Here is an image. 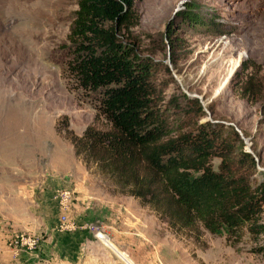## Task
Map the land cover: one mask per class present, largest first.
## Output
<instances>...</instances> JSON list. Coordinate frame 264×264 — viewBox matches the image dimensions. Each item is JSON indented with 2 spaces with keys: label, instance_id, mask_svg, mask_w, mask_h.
Here are the masks:
<instances>
[{
  "label": "rangeland",
  "instance_id": "1",
  "mask_svg": "<svg viewBox=\"0 0 264 264\" xmlns=\"http://www.w3.org/2000/svg\"><path fill=\"white\" fill-rule=\"evenodd\" d=\"M77 9V0H0V186L16 189L11 207L0 206V264H91L102 250L122 264H134L131 257L135 264H264V232L247 225L238 240L202 223L175 232L76 154L66 130L111 127L97 110L102 94L85 91L65 71ZM136 9L139 52L156 61L158 82L176 81L163 92L166 101L197 95L207 113L201 122L240 129L256 162L251 180L261 181L263 100L248 101L235 89L247 74L264 77V0H136ZM188 14L202 23L193 26ZM171 21L182 43L174 55L162 39ZM220 162L213 158L215 169ZM92 238L102 244L96 255L85 246Z\"/></svg>",
  "mask_w": 264,
  "mask_h": 264
},
{
  "label": "trees",
  "instance_id": "2",
  "mask_svg": "<svg viewBox=\"0 0 264 264\" xmlns=\"http://www.w3.org/2000/svg\"><path fill=\"white\" fill-rule=\"evenodd\" d=\"M77 4L68 36L73 54L65 71L85 91L102 94L97 110L111 127L90 124L82 135L66 130L76 154L114 176L175 232L202 223L211 233L238 240L247 225L251 232L263 233L264 178L256 184L251 180L253 154L244 149L237 130L219 121H200L207 113L197 97L182 93L166 101L163 92L176 81L158 82L156 61L139 52L136 0ZM187 21L202 23L195 14H188ZM162 39L170 54L182 46L172 21ZM166 70L170 72L167 65ZM235 90L248 101L263 100L264 113V77L247 74ZM215 157L221 159L217 169ZM259 251L264 252V245Z\"/></svg>",
  "mask_w": 264,
  "mask_h": 264
},
{
  "label": "crops",
  "instance_id": "3",
  "mask_svg": "<svg viewBox=\"0 0 264 264\" xmlns=\"http://www.w3.org/2000/svg\"><path fill=\"white\" fill-rule=\"evenodd\" d=\"M0 174H2V170L1 169H0ZM12 179H13L12 180L13 182L16 181L14 175H13ZM14 186H15V184H14ZM14 190H16V189L14 188ZM14 190H8L7 188H4L3 186L2 187L0 186V206H2L4 204L3 207H5V208L11 207L12 199H13L12 197L15 195V194L13 195V191ZM10 210H8V211H10ZM101 245L102 244L100 243V241L97 240V239H94V238H92V240L91 239H87V241L85 242L86 248L88 247V249H89V253L88 254H90L91 250H93L94 253H92V254L96 255L95 253H98V251H99L98 247L101 246ZM109 252H111V251H109ZM108 255L109 254H105L104 251L102 250V251H100V255H97V257L95 256L96 257V259H95L96 262H94L93 260H91L92 262L91 261L90 262H91V264H122V262H119V261L116 260V258L114 257V254L112 252L110 253L109 257H108ZM119 256L121 258H123L120 254H119ZM124 260L127 262L126 259H124ZM134 260H135V257H134ZM131 261L135 264L137 262V259L135 260L136 262H134L133 261V257H131Z\"/></svg>",
  "mask_w": 264,
  "mask_h": 264
},
{
  "label": "built area",
  "instance_id": "4",
  "mask_svg": "<svg viewBox=\"0 0 264 264\" xmlns=\"http://www.w3.org/2000/svg\"><path fill=\"white\" fill-rule=\"evenodd\" d=\"M97 238L101 239V240H104L105 241V237H109V235L103 231H99L97 234H96Z\"/></svg>",
  "mask_w": 264,
  "mask_h": 264
},
{
  "label": "water",
  "instance_id": "5",
  "mask_svg": "<svg viewBox=\"0 0 264 264\" xmlns=\"http://www.w3.org/2000/svg\"><path fill=\"white\" fill-rule=\"evenodd\" d=\"M193 96L198 97L197 95H193ZM237 130L242 134V131H241L240 129L237 128ZM243 139H244L245 142L249 145V139H248V138H245L244 136H243ZM248 151L251 152V153H253V151L250 150V149H248Z\"/></svg>",
  "mask_w": 264,
  "mask_h": 264
},
{
  "label": "bare ground",
  "instance_id": "6",
  "mask_svg": "<svg viewBox=\"0 0 264 264\" xmlns=\"http://www.w3.org/2000/svg\"><path fill=\"white\" fill-rule=\"evenodd\" d=\"M251 150V149H250ZM248 151V150H247ZM106 238H109V237H105V242H106Z\"/></svg>",
  "mask_w": 264,
  "mask_h": 264
}]
</instances>
